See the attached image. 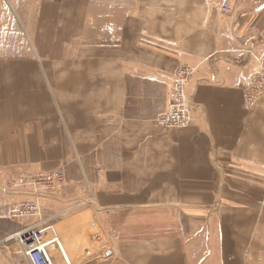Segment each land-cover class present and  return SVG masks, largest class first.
Here are the masks:
<instances>
[{"label":"crops","instance_id":"1","mask_svg":"<svg viewBox=\"0 0 264 264\" xmlns=\"http://www.w3.org/2000/svg\"><path fill=\"white\" fill-rule=\"evenodd\" d=\"M30 2L32 55L0 57V187L64 172L38 225L73 262L110 245L124 264H264V96L251 109L244 89L264 0ZM183 67L192 123L166 130ZM18 199L0 189V264H30L11 252L35 223L8 218Z\"/></svg>","mask_w":264,"mask_h":264},{"label":"built area","instance_id":"2","mask_svg":"<svg viewBox=\"0 0 264 264\" xmlns=\"http://www.w3.org/2000/svg\"><path fill=\"white\" fill-rule=\"evenodd\" d=\"M231 11V5L222 4L224 14H229ZM256 59V71L244 82L247 103L251 109L255 108L264 96V55ZM194 74L195 69L192 67H183L179 70L172 88L169 108L157 119V123L163 129H182L192 123L193 106L188 96V86ZM64 181L65 174L61 171L30 172L15 178L11 182V189L19 192L28 189L35 199L15 203L9 208L8 217L19 222L42 216L41 196L56 191ZM38 223L35 222L32 227L14 237L21 254L30 264H74L62 248L56 229L52 225L39 227ZM52 248L58 250L57 256ZM104 249V264H124L114 248L107 245Z\"/></svg>","mask_w":264,"mask_h":264},{"label":"rangeland","instance_id":"3","mask_svg":"<svg viewBox=\"0 0 264 264\" xmlns=\"http://www.w3.org/2000/svg\"><path fill=\"white\" fill-rule=\"evenodd\" d=\"M30 1L31 0H0V57L10 58L16 56L23 57V56L32 55L33 43L30 40V35L27 30L26 23L24 22L25 19H28L30 16H32L33 9L31 7L32 5ZM224 3H228V5H231L232 7L231 13L226 14V15H231L234 11V6L230 2H224ZM221 10H222V6H221ZM45 172H50V171H45ZM12 180L4 181V183L0 187L1 192L7 196H18L19 199L16 200L15 203L30 198L28 193L31 195L33 193H31L28 189H24L22 192L11 189L10 185ZM66 181H67V177L65 175L64 183L56 191L47 194V196H50L55 192L61 191ZM46 198L47 197L45 196H41L40 200L42 201V204ZM15 203L13 202L11 206L14 205ZM44 216H45L44 210L42 209V216L33 220L35 222L41 223L42 218H44ZM8 218L13 223L15 222L16 224H21V223L26 224V222H30L32 220V219H28L18 222V221H13L10 217ZM13 241L15 242V239ZM104 251L105 249L102 246L100 247V245L98 248L96 247L94 249H90L89 254L86 256L82 251L81 252L77 251L76 254L74 255L76 257V259L74 260V264H104L105 261ZM11 252L16 259L20 258L21 260L22 258H24V256L20 252L18 245L15 248H11Z\"/></svg>","mask_w":264,"mask_h":264},{"label":"bare ground","instance_id":"4","mask_svg":"<svg viewBox=\"0 0 264 264\" xmlns=\"http://www.w3.org/2000/svg\"><path fill=\"white\" fill-rule=\"evenodd\" d=\"M57 251H58V250L56 249V254L58 253Z\"/></svg>","mask_w":264,"mask_h":264}]
</instances>
